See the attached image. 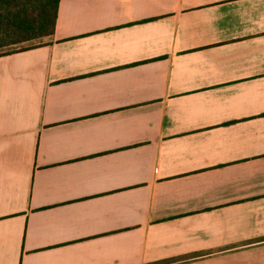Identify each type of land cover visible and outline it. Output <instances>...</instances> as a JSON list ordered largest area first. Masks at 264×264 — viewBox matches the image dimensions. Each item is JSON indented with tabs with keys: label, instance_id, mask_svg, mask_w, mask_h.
<instances>
[{
	"label": "crops",
	"instance_id": "0c3cea01",
	"mask_svg": "<svg viewBox=\"0 0 264 264\" xmlns=\"http://www.w3.org/2000/svg\"><path fill=\"white\" fill-rule=\"evenodd\" d=\"M0 264H264V0H59L0 56Z\"/></svg>",
	"mask_w": 264,
	"mask_h": 264
},
{
	"label": "trees",
	"instance_id": "16d2710c",
	"mask_svg": "<svg viewBox=\"0 0 264 264\" xmlns=\"http://www.w3.org/2000/svg\"><path fill=\"white\" fill-rule=\"evenodd\" d=\"M58 3L59 0H0V56L49 44ZM41 39L43 43L16 48Z\"/></svg>",
	"mask_w": 264,
	"mask_h": 264
},
{
	"label": "rangeland",
	"instance_id": "374dc122",
	"mask_svg": "<svg viewBox=\"0 0 264 264\" xmlns=\"http://www.w3.org/2000/svg\"><path fill=\"white\" fill-rule=\"evenodd\" d=\"M44 40H38V41H33V42H29V43H24V44H21V45H18L16 48H26V47H29V46H32V45H37V44H40V43H43ZM10 49H5L4 51H9ZM1 52V51H0Z\"/></svg>",
	"mask_w": 264,
	"mask_h": 264
}]
</instances>
